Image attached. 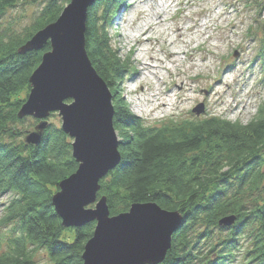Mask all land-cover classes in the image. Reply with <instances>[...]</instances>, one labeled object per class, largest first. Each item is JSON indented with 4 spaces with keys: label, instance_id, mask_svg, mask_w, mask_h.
Wrapping results in <instances>:
<instances>
[{
    "label": "trees",
    "instance_id": "trees-1",
    "mask_svg": "<svg viewBox=\"0 0 264 264\" xmlns=\"http://www.w3.org/2000/svg\"><path fill=\"white\" fill-rule=\"evenodd\" d=\"M16 2L0 0V17ZM66 2L48 0L21 36L4 37L0 32V192L15 193L7 201L2 223L16 220L21 233L10 240L7 252L0 253V264H36L33 257L39 248L47 251L50 264H82L84 244L93 233L95 222L66 228L53 210L50 199L58 183L77 166L71 138L61 127L46 125L38 145L3 141L7 134L12 138L19 135L8 125L18 120L17 111L25 101L20 95L28 93L29 76L50 45L25 54L18 53V48L35 31L54 22ZM100 3H104L100 19L90 8L88 11L85 50L95 71L113 91L112 123L122 138L118 142L120 162L99 181L97 197L105 195L110 215L128 210L133 202H156L163 209L182 212L181 227L158 264L222 261L221 249L213 250L221 240L209 244L205 252H192L193 246L188 245L196 224L204 228L200 236L207 240L210 229L227 228L217 223L227 214L236 216L229 233L251 244L244 253L246 258L264 264V104L246 124L213 116L144 125L116 91L124 64L107 39L109 22L105 19H111L112 10L119 9L122 1ZM261 42L258 56L264 59V39ZM69 230L74 232L70 241L63 237Z\"/></svg>",
    "mask_w": 264,
    "mask_h": 264
},
{
    "label": "rangeland",
    "instance_id": "rangeland-1",
    "mask_svg": "<svg viewBox=\"0 0 264 264\" xmlns=\"http://www.w3.org/2000/svg\"><path fill=\"white\" fill-rule=\"evenodd\" d=\"M97 1V6L95 2L89 8L95 18L100 19L104 3H100L102 0ZM121 1L122 6L119 9L115 11L112 8L110 9L113 13L111 19L107 17L105 19L109 22L106 27L107 39L113 51L117 53L124 64L123 68L120 69L123 73V79L116 91L118 92L117 95L124 97L130 110L142 119L144 125L155 126L169 122L181 123L185 120L191 122L213 116L233 123L237 121L246 124L256 115L260 105L264 104V59L259 57L258 53L261 50V41L264 39L262 31L264 0H170L168 7L165 8L167 25L172 29L175 25H180L183 27L184 32L182 38L173 35L175 40L172 47L176 49L179 46L181 50L188 52V54L185 56L183 54L178 55L181 57V61L175 62L177 65L173 67L169 78L166 77L164 72L163 89L165 91L172 89L173 93L177 95L173 98L172 105L164 109H153L142 115L133 110L136 102L135 94L144 93L149 96V93L154 89V82L152 80L147 82H137L135 80L134 72L140 68L136 54L138 43L129 46L124 38V29L128 18L133 17L130 26L132 31L136 29L141 21L142 13L138 11L139 9L134 13V5H137L140 0ZM47 2L48 0H18L13 6L8 7L0 17V32L5 35L4 37L13 34L21 36L27 33L33 22L32 20L35 19ZM67 3L64 4V7ZM167 32L168 30L156 34L159 44L157 46L153 44L155 49L163 48L160 42L166 39ZM173 34L175 33L173 32ZM201 43H205V49H202V46L199 45ZM203 55L206 56V60H203ZM176 72L179 76L177 78L181 82L183 81V85L172 83L175 80ZM216 79L221 81L218 87L220 91L217 95L210 96L209 86ZM169 80H171L170 84L168 83ZM134 83V90H127ZM185 83L189 84L191 88L189 91ZM110 91L113 95V91ZM185 94L191 97L183 100ZM27 95L28 93L23 91L20 96L26 100ZM110 102H112V105L114 104L113 96ZM199 103L203 104L204 110L196 115L193 108ZM57 114V111L51 112L46 118V125L51 124L55 127H61V117ZM17 119V121L10 123L8 128L17 130L19 135L12 138L10 134H7L3 141L24 145L26 142L23 137L27 132L34 129V125L39 120L30 115L22 118L17 117ZM115 132L118 141H121V134L117 129H115ZM70 141L72 143V138ZM12 196H15V193L0 192V253L7 252L10 247V240L17 237V235L21 236L16 220L2 223L4 208ZM89 207H94V204H90ZM231 229V227L222 230L210 229V233L207 234L209 239L206 240L204 235L200 236L201 233L204 234V228L196 224L192 228L191 243L188 247L193 246L192 252L199 250L205 252L209 244L214 246L221 240L213 250L219 252L221 249V253L225 255V258L222 261L215 260L217 264L219 261H221V264H255L253 261L250 262L244 254L250 248L249 240L238 239V234L232 236L229 233ZM63 237L70 241L74 237V232L71 230L64 231ZM226 239L228 241H225ZM46 252L44 248H39L34 252L33 259L36 264H50Z\"/></svg>",
    "mask_w": 264,
    "mask_h": 264
},
{
    "label": "water",
    "instance_id": "water-1",
    "mask_svg": "<svg viewBox=\"0 0 264 264\" xmlns=\"http://www.w3.org/2000/svg\"><path fill=\"white\" fill-rule=\"evenodd\" d=\"M96 1L68 0L54 22L18 48L25 54L50 44L29 76L30 89L16 117L39 120L23 137L27 144L40 143L46 118L56 111L62 131L72 138L77 168L60 180L50 200L64 227L95 222L82 250V264H158L181 227L182 212L163 209L156 202H133L128 210L110 215L105 195L97 197L99 181L119 164L121 155L111 91L85 50L86 15ZM203 107L199 103L193 112L199 115ZM235 221V215L227 214L217 223L228 227Z\"/></svg>",
    "mask_w": 264,
    "mask_h": 264
},
{
    "label": "bare ground",
    "instance_id": "bare-ground-1",
    "mask_svg": "<svg viewBox=\"0 0 264 264\" xmlns=\"http://www.w3.org/2000/svg\"><path fill=\"white\" fill-rule=\"evenodd\" d=\"M170 0H140L137 5H134V13L137 9L142 13L141 21L136 26L135 30H131L130 26L133 20V17H129L126 22V28L124 29L125 40L129 46H133L135 43H138L136 50L137 58L139 59L140 68L134 72V78L137 82H147L152 80L154 82V89L149 96H146L144 93L135 95V107L133 110L142 115L153 109H164L172 105L173 98L177 97L173 93L172 89L165 91L163 89L165 74L166 77H170V73L173 71V67H176L175 62L181 61L179 54L184 56L188 52L181 50L178 46L176 49L172 47L174 38L173 35L182 38L184 32L183 27L180 25H175V27L169 28L168 23L165 19V8L168 7ZM132 6V5H131ZM160 6H162L160 8ZM167 32L166 39L161 40L160 45L163 48L155 49L153 44L156 46L159 44L156 34L158 32ZM173 32L175 34H173ZM202 46V49L206 48L205 43L199 44ZM216 46V45H215ZM203 60H206V56L203 55ZM165 72V74H164ZM177 77L178 73L176 72L175 80L172 81L174 85L182 84ZM135 81V82H136ZM226 82V81H225ZM171 83V80L168 81ZM219 79L213 80L210 87V96L217 95L220 91ZM134 84H131L127 90L133 91ZM187 90L191 88L189 84L185 83ZM170 88V87H169ZM188 94H185L183 100L190 98Z\"/></svg>",
    "mask_w": 264,
    "mask_h": 264
}]
</instances>
